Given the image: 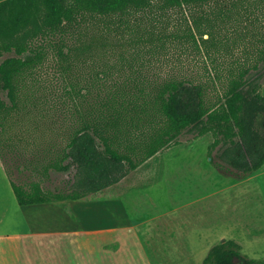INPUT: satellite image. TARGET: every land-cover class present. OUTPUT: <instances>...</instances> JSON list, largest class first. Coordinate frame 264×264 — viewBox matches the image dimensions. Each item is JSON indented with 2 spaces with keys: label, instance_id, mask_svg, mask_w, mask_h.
<instances>
[{
  "label": "trees",
  "instance_id": "trees-1",
  "mask_svg": "<svg viewBox=\"0 0 264 264\" xmlns=\"http://www.w3.org/2000/svg\"><path fill=\"white\" fill-rule=\"evenodd\" d=\"M218 1L0 0V157L19 205L86 201L186 133L212 135L208 153L224 173L246 176L264 166V46L256 62H235L215 77L132 72L112 81L109 70L104 77L86 70L110 39L101 29L106 19ZM53 173L71 179L51 189L45 182ZM203 264L264 261L229 240Z\"/></svg>",
  "mask_w": 264,
  "mask_h": 264
},
{
  "label": "rangeland",
  "instance_id": "rangeland-1",
  "mask_svg": "<svg viewBox=\"0 0 264 264\" xmlns=\"http://www.w3.org/2000/svg\"><path fill=\"white\" fill-rule=\"evenodd\" d=\"M101 29L110 39L86 67L93 76L99 72L104 77L109 70L112 81L132 72L153 79L192 78L208 71L215 77L216 70L235 62H256L264 46V0L171 10L154 5L108 18ZM46 72L54 73L51 65ZM212 141L211 134L186 133L178 145L119 184L86 203L73 202L72 211L37 213L41 220H52L60 236L73 238V244L59 259L54 247L33 245L18 263L203 264L212 247L229 240L245 256L264 261V168L246 176L220 171L208 153ZM13 178L20 182L17 173ZM70 179L69 173H53L45 186L62 187ZM1 184L0 232L18 228L21 220L9 180Z\"/></svg>",
  "mask_w": 264,
  "mask_h": 264
},
{
  "label": "crops",
  "instance_id": "crops-1",
  "mask_svg": "<svg viewBox=\"0 0 264 264\" xmlns=\"http://www.w3.org/2000/svg\"><path fill=\"white\" fill-rule=\"evenodd\" d=\"M0 165L3 172V174L0 172V183L4 186L9 178L5 172L1 159ZM263 168L264 166L260 170ZM73 202L75 201L30 205H19L17 202L16 208L21 215V220L19 222L20 226L14 230L12 229L0 232V258L2 257L3 259L0 264H19L18 261L20 260V254L22 252H26L33 245L39 247L41 245L45 247H54V250L57 252V254H55V259L66 256L67 250H69L68 245L73 244L74 239L68 238L67 236H60L61 232L59 230H55L54 222L46 219L41 220L37 213L41 211H51L55 208L67 211V207L70 209L72 208L71 204ZM78 202L86 203L85 201ZM24 264H26V262ZM36 264L42 263L37 262Z\"/></svg>",
  "mask_w": 264,
  "mask_h": 264
}]
</instances>
